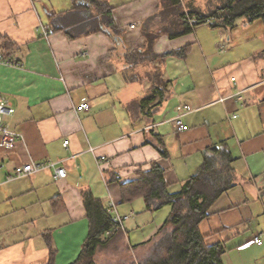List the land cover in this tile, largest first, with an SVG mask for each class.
Segmentation results:
<instances>
[{"label":"crops","instance_id":"obj_1","mask_svg":"<svg viewBox=\"0 0 264 264\" xmlns=\"http://www.w3.org/2000/svg\"><path fill=\"white\" fill-rule=\"evenodd\" d=\"M104 3L0 0V53L22 63H0V96L12 102L9 124L23 134L11 149L0 138V264H74L89 233L87 190L115 204L122 231L110 246L128 247L138 264L136 246L155 236L172 207L165 220L152 217L158 209L148 208L144 191L128 198L135 182L156 164L177 192L204 152L224 142L236 158L235 185L200 230L208 243L225 244L222 264H264V21L241 19L233 29L201 23L180 33L181 11L170 0ZM44 27L55 33L44 35ZM147 34L156 36V53L182 52L131 66L128 50L144 46ZM155 66L169 91L144 106ZM238 91L241 100L218 101ZM83 101L90 106L79 111ZM179 105L190 108L183 131L170 121ZM33 160L59 161L67 176L48 168L7 181L17 164ZM257 235L262 244L251 242Z\"/></svg>","mask_w":264,"mask_h":264},{"label":"trees","instance_id":"obj_2","mask_svg":"<svg viewBox=\"0 0 264 264\" xmlns=\"http://www.w3.org/2000/svg\"><path fill=\"white\" fill-rule=\"evenodd\" d=\"M92 1L100 6L105 5L104 0ZM182 1L170 0L174 5L171 10L178 13L181 11L183 23L180 33L190 31L207 19L212 20V26L225 29H233L241 19L253 22L261 18L264 21V0H186L185 6ZM110 24L115 30L113 21ZM155 38V35L147 34L144 46L128 50L126 58L131 66L140 61L156 63L157 60L163 61L170 55L182 52L176 50L164 54L156 53L152 47ZM147 77L154 88L152 94L143 99L144 106L154 102L157 94L162 97L169 91V81L163 80L158 66L152 67ZM138 78V73L130 76V79ZM235 159L225 142L206 150L198 170L177 192L168 190L163 169L159 165L154 164L148 173L141 175L135 182L137 192L128 198L144 191V199L149 209L156 210L170 204L172 210L155 236L136 246L139 249L138 264H222L225 244L219 241L208 243L206 235L200 230V222L208 216L211 205L235 185ZM84 199L90 227L74 264H96L98 249L109 247L115 236L121 233L122 225L114 219L102 199L96 197L91 190L84 192ZM124 250V257L109 264H134L136 260L129 248Z\"/></svg>","mask_w":264,"mask_h":264},{"label":"built area","instance_id":"obj_3","mask_svg":"<svg viewBox=\"0 0 264 264\" xmlns=\"http://www.w3.org/2000/svg\"><path fill=\"white\" fill-rule=\"evenodd\" d=\"M205 23L211 24L212 20L207 19ZM134 26V23H131L129 25ZM55 33V30L50 28V27H44L43 34L48 36L52 35ZM225 47L220 44L219 46V51H224ZM0 63L8 64V65H13V66H18L20 67L22 63L10 56L4 55L3 53H0ZM243 91H238L235 93H231L229 95L225 96H220L218 98L219 102H224L227 98H237L241 100L243 98L242 95ZM90 104H88L87 101H83L80 103L77 107L79 111L81 110H86L88 109ZM177 115L173 117L170 121L173 123L174 127L179 130H187L189 129V125L186 124L183 120V115L184 113H187L190 111V108L187 105H179L177 107ZM14 113V106L12 105V102L9 101L6 98H3L0 96V138H1V143L6 149H11L14 148V145L18 139H23V134L21 132L13 129L10 124H9V117ZM235 117L237 115H234ZM69 140L64 141L63 146H68ZM90 150H94V147H90ZM106 157L102 156L101 161L105 160ZM2 167V163L0 161V168ZM52 168L54 171V177L55 178H64L67 176V170L65 167L60 165L59 161H44V162H36V161H30L24 164H17L15 168L13 169L12 172L7 174V181H12L14 179H19L20 177H27L29 175H33L34 173H37L39 171ZM262 195H264V188L261 190ZM114 203H111L109 206V209L111 213L114 216V219L119 221L120 223L122 222V216L115 210ZM107 234H110V231H107ZM251 242L257 243V244H262L263 239L261 236L257 235L254 236ZM1 246V243H0Z\"/></svg>","mask_w":264,"mask_h":264},{"label":"rangeland","instance_id":"obj_4","mask_svg":"<svg viewBox=\"0 0 264 264\" xmlns=\"http://www.w3.org/2000/svg\"><path fill=\"white\" fill-rule=\"evenodd\" d=\"M201 4H203V2H201ZM171 210V207L170 205H164L162 207V209H158L157 211H154L152 215V217H155V218H158L161 216L162 217V214H163V218L164 220L167 218L169 212ZM164 212H165V215H164ZM132 241H134L132 239ZM124 246L122 245H112V246H109L108 248L104 249L100 256L98 257V263L99 264H109L113 261H117V260H120L122 257L125 256V250H124Z\"/></svg>","mask_w":264,"mask_h":264}]
</instances>
